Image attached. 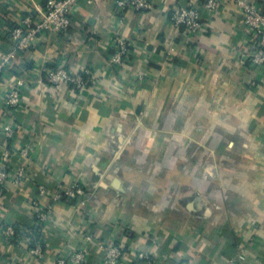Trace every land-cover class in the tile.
Here are the masks:
<instances>
[{
    "label": "crops",
    "instance_id": "crops-1",
    "mask_svg": "<svg viewBox=\"0 0 264 264\" xmlns=\"http://www.w3.org/2000/svg\"><path fill=\"white\" fill-rule=\"evenodd\" d=\"M114 1H80L64 35L44 36L0 77V115L8 84L32 81L11 116L12 145L32 152L10 162L26 168L24 182L0 187V264H52L89 231L123 247L121 264H137L141 251L145 264H229L240 247L234 264H264V67L250 63L255 40L241 15L223 3L189 36L169 19L182 0L122 13ZM46 2L0 0V57L12 50L15 22L36 21ZM116 31L128 43L122 66L108 61ZM55 68L88 69L96 82L80 92L49 87L43 75ZM37 183L87 194L78 212L54 207L41 258L28 254L27 238ZM7 226L19 234L13 242L1 234Z\"/></svg>",
    "mask_w": 264,
    "mask_h": 264
},
{
    "label": "built area",
    "instance_id": "built-area-1",
    "mask_svg": "<svg viewBox=\"0 0 264 264\" xmlns=\"http://www.w3.org/2000/svg\"><path fill=\"white\" fill-rule=\"evenodd\" d=\"M80 1H85L88 5L93 3V0H47L39 19L34 21L30 16H26L15 22L14 27L9 31V38L13 43L12 50L0 57V77L19 53L31 48L44 36L48 34L64 35L71 26L72 11ZM223 3L234 5L242 17V24L255 40L250 63L264 67V0H187L185 9L173 5L169 11V19L172 25L181 29L184 34L193 36L201 27L202 16L217 11ZM114 6L121 13L124 11L148 12L153 9V2L152 0H115ZM110 50L108 61L111 65L122 66L129 60L128 43L118 31L110 43ZM95 82L96 76L88 69L71 73L64 68H55L46 70L43 75L45 85L54 88L66 85L76 92L92 87ZM31 84L32 81L28 77L14 78L8 84L2 99L0 116L3 142L0 145V187L6 184L20 186L27 177L24 166L17 168L10 166L12 156L26 160L30 158L32 152L30 145L20 149H16L12 145L11 141L19 127L11 121V116L13 112L24 105V91H27ZM34 189L36 194L30 200L32 217L36 226L43 230L49 225L56 205L74 203L77 212L86 205V191L76 184L60 188L53 194H49L46 187L40 183H37ZM1 234L7 242H13L16 231L7 226L2 229ZM84 240L83 245L67 257H56L52 264H91L93 255L91 250L93 249L101 255L99 264H121L123 247L117 242L109 238L98 241L96 231L86 233ZM28 254L33 258H41L43 255L41 242L29 248ZM149 260L150 254L144 251L137 253L134 257L137 264L140 261ZM243 260V249L240 247L236 258L229 264Z\"/></svg>",
    "mask_w": 264,
    "mask_h": 264
},
{
    "label": "trees",
    "instance_id": "trees-1",
    "mask_svg": "<svg viewBox=\"0 0 264 264\" xmlns=\"http://www.w3.org/2000/svg\"><path fill=\"white\" fill-rule=\"evenodd\" d=\"M110 54H111V50H110ZM37 229L34 231H32L28 236H27V238H28V240H29V248H32L33 246H35V244H37L38 242H41V244H42V241H41V239H42V235H41V228H39V226L38 227H36ZM19 236V234L18 233H16L15 234V238L16 237H18ZM42 246H43V244H42ZM147 261H140V262H138V263H140V264H145Z\"/></svg>",
    "mask_w": 264,
    "mask_h": 264
},
{
    "label": "water",
    "instance_id": "water-1",
    "mask_svg": "<svg viewBox=\"0 0 264 264\" xmlns=\"http://www.w3.org/2000/svg\"><path fill=\"white\" fill-rule=\"evenodd\" d=\"M186 3H187V0H182V1L180 2V5H181V7H182L183 9L186 8Z\"/></svg>",
    "mask_w": 264,
    "mask_h": 264
}]
</instances>
